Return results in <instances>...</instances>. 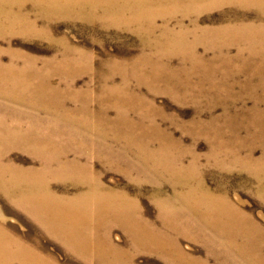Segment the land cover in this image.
Masks as SVG:
<instances>
[{"label": "bare ground", "instance_id": "6f19581e", "mask_svg": "<svg viewBox=\"0 0 264 264\" xmlns=\"http://www.w3.org/2000/svg\"><path fill=\"white\" fill-rule=\"evenodd\" d=\"M27 1L0 0V33H5L6 28L12 32L16 27L20 32L37 33L36 23L22 11V6ZM35 1L39 5L76 2V0ZM77 1L92 3L99 0ZM122 1L127 3L114 4L110 7L106 5L103 6L104 8L99 6L100 8L83 10L79 13L90 18H96L98 15L101 18L110 17L116 24L125 25V28L134 29L138 34L147 37L158 33L159 39L156 44L150 45L146 41L148 46L145 47L154 53L144 55L134 63L133 67L136 70L134 79L137 84L134 86L137 88L134 86L129 88L128 78L124 73L122 83H117L116 74L125 66L114 58H107L103 61L108 65L109 72L100 75L99 88L77 92L72 81L66 79L70 88L60 94L57 89L46 83L36 82L34 86L31 83L33 79L17 68V64L21 62L19 56L14 53L10 65L3 64L0 56V99L18 106L31 104L35 109L37 108L35 104L48 105L43 110L47 109L46 113L49 115L58 113L51 105L61 97L62 100L66 99V102H75L76 106L73 110L68 109L66 104L64 110L72 127L89 130L93 134L118 142L125 140V146L130 151L137 152L139 159L151 173L148 179L156 183L160 180L169 184L172 188V200L180 202L187 213L197 221L201 226L202 234L209 236L208 244L229 249L232 253L236 251L237 256L241 257L238 264H264V227L258 225L253 216L246 214L230 200L225 182H221L216 190H212L207 185L205 175L201 173V169L199 170V157L196 154L193 153L190 165L185 164L184 154L187 152L177 151L180 143L171 135L168 139L167 134L159 127L162 122L159 124L158 121L166 120L167 116L154 102L150 103L140 94V90L147 88L149 94H144L146 97L152 93L157 95L166 92L179 97L187 88L185 96L192 93L202 98L219 95V100L211 104L205 112L210 118L202 117L204 112L200 110L197 113L199 117L190 123L175 126L190 134L194 143L205 140L209 145L208 159L215 160L217 167L227 166V160L230 164L237 165L236 168L255 177L260 183L258 194L264 200V148L261 149L262 156L257 157V146H246L241 137L243 130L248 131L254 126L261 131L264 130L262 123L264 112L257 107L246 110L245 112L250 114V121L244 120V122L233 118L230 114L241 113L249 106L248 101L243 100L241 104L233 101L235 96L233 97L231 93H234L237 87H252L256 78L261 80L259 85L264 87L263 65L259 64V68L254 65L257 69L252 71L246 58L243 60L245 63L241 64L246 65L245 69L249 70L250 78L240 82L241 75H238L237 79L230 82L227 72L219 73L221 69L213 70L211 73L203 70L198 75L193 69H190V72L184 68L177 70L163 62L164 59H170L171 62L179 59L180 65L183 66L187 61H193L194 65L195 63L206 65L209 62L233 64L237 61L235 58L222 61L217 55L212 59L200 57L198 49L201 45L207 47L206 52L213 50L207 45L206 39L221 43L215 48L220 56L230 57L233 50L238 52L239 56L263 55L264 30L256 28L253 24L231 23L205 30L198 24H193V31L188 32L184 23H178L176 26L181 31L172 29L170 21L163 24L156 23V18L172 19V15H168L172 12L169 11L171 8L186 9L188 14L198 11L200 7L222 5H235L245 9L258 8L264 11V0H119ZM137 1L140 2L139 5L135 4ZM143 1L150 4L143 5ZM155 3L167 4L170 7L166 9L167 11L162 10L155 7ZM15 6L20 7L21 11L11 10ZM56 8L58 9L51 12L58 11L62 15L74 12L78 14L73 8L63 6ZM43 12L48 15L50 11L43 10ZM192 33L196 39L188 44L186 38ZM66 45L65 55L60 59L62 60L60 73L66 78V71L70 66L75 65L76 70L71 75L75 80L78 77L80 79L91 75L88 54L74 49L68 43ZM79 62L81 66L78 68ZM238 62L242 61L238 60ZM33 77L38 79L41 76L33 72ZM221 107L223 113L215 115L217 108ZM130 113L137 114L142 118L140 120L153 124L147 127L142 122L135 123L128 118ZM113 114L117 116L115 120L111 119ZM256 120L259 123H255ZM20 124L10 126H20ZM30 124L31 126L25 129L27 133L14 137L16 146L11 149L8 141L12 138H3L0 134V146H4L0 149V190L56 239L65 243L71 249L70 252L83 259L86 264H93L92 262L136 264L137 255L118 246L110 236L105 240L102 238L99 240L87 235L86 231L90 229H101L105 219H108L106 215L109 214L126 233L131 235L129 238L137 248L162 254L164 260H167L166 264H211L213 257L210 255L197 256L182 249L180 243L182 238L195 243L200 238L191 237L194 228L186 224L185 215L174 211L173 202L171 205L169 201L161 202L162 213L156 223L160 228L140 216L138 210L136 213L139 217H134L131 211L135 212L136 206L129 203L131 198L125 192L105 185L101 175H98L90 165L84 163L83 166L80 164L73 166L66 158L69 154L63 149L64 146L51 140V135L45 136L38 132L37 123ZM2 125L0 123V130ZM18 131L20 129L13 128V131L10 129V134ZM150 136L155 138L152 139ZM141 137L142 139H139ZM13 149H26L43 164V167L35 169L16 165L9 159ZM147 170L141 172L146 174ZM54 182L63 184L70 182L71 187L79 188V192L72 196L66 194L67 190L63 192L64 194L58 193L53 189ZM219 257H214L215 264L225 261L224 258ZM224 257L232 256L229 252ZM0 264H59V262L54 257L47 256L39 249L30 247L12 236L5 222L0 220Z\"/></svg>", "mask_w": 264, "mask_h": 264}, {"label": "rangeland", "instance_id": "374dc122", "mask_svg": "<svg viewBox=\"0 0 264 264\" xmlns=\"http://www.w3.org/2000/svg\"><path fill=\"white\" fill-rule=\"evenodd\" d=\"M99 0L96 2H72L67 4L58 5H39L35 0H28L27 3L22 6V11L27 14L30 19L36 23L37 33H24L20 32L16 27V30L9 32L8 28L0 33V56L3 64L10 65L12 54H17L20 58L21 64H17V68L24 71L28 77L33 80L31 83L35 86L36 82L39 84L46 83L50 87L58 90V93L68 91L70 86H67V80L72 81L75 90L77 92L86 91L89 89L95 90L99 88L100 75L102 73H108L106 62L107 58H114L124 65L125 68L120 70L116 74L117 83H122V75L128 78L129 88L136 84L134 79L135 69L134 63L144 55H151L154 53L151 49L146 48V41L150 45L158 42V33L153 36H145L144 34H138L134 29L125 28V25L116 24L112 18L105 17L101 18L99 15L96 18H90V16L79 13L83 10H90L94 8H104L103 6H112L119 4H126L127 2L119 0ZM144 2V1H143ZM144 2L143 5L150 3ZM140 4L139 1L135 3ZM157 4V5H156ZM152 5V4H151ZM57 6L65 8H73L74 13H66L64 15L59 14ZM97 6V7H96ZM100 6V7H99ZM24 7V8H23ZM155 7L166 10L169 5L163 3H155ZM15 9V10H14ZM13 11H21L20 7H12ZM43 10L48 12L44 14ZM167 11V10H166ZM172 19H165L163 17L156 18V23L163 24L166 21H170V27L172 29L177 28L178 23H184L186 31H193L192 25L198 24L200 28L205 29H216L220 26H226L231 23H243L253 24L256 28L264 30V11L258 8H241L235 5H222V6H211L200 7L198 11L186 12V9H169ZM167 13V12H166ZM178 31H181L179 29ZM177 31V32H178ZM262 32V31H261ZM147 40H146V39ZM196 39L194 33L190 34L186 38L188 44L191 40ZM209 48H213L212 51L206 52L207 47L201 45L198 49L199 56L206 59L216 58L219 56L220 60L226 61L228 59L235 58L237 60L233 64H227L223 62L206 63V65L193 64V61H187L183 66L180 65L179 59H174L172 62L170 59H164V64L171 68L182 70L184 68L187 72L193 69L198 75L203 70L221 71L219 73H228V80L233 82L237 79L238 75H241L239 81L245 82L250 78L249 70L245 69L246 65L243 60L246 58L249 60V64L252 67V71L258 68L259 64L264 67V54L258 55H245L239 56L238 52L233 50L230 53V57L220 56L216 53L215 48L220 46L221 43H216L213 40H207ZM66 43L74 47L79 51H84L90 57L89 66L92 70L91 75L84 76L79 79L71 77L76 70V66H70L66 71V78L60 73V63L62 62V56L66 52ZM94 55V56H93ZM215 55V56H214ZM25 59L23 60V58ZM95 60L93 61L92 60ZM241 60L242 62H238ZM84 63V60H82ZM254 62V64L252 63ZM241 64V65H239ZM177 65V66H176ZM81 66L79 62L78 68ZM88 69V68H85ZM243 69L244 71H239ZM83 70V69H82ZM264 70V69H262ZM193 71V72H194ZM33 72L39 73L41 77L35 79ZM209 76V75H208ZM206 76V77H208ZM199 79L198 77H196ZM224 78V77H223ZM253 78V77H251ZM261 80L255 79L254 85L249 88L237 87L234 93V102L248 101V107L243 109L241 113L233 112L230 113L233 118L237 120L250 121V114L245 112L253 108H259L264 112V87L260 86ZM137 85V84H136ZM134 88H137L134 86ZM164 90H167L163 88ZM187 88L183 90L179 97L172 95L171 93H163L149 95L146 97L144 94H149L147 88L140 90V94L144 96L150 103L154 102L159 108H161L164 114L167 116L166 120H159L158 123L162 122L160 127L161 131L166 133L168 139L170 135L173 136L179 143L180 147L177 151H186L185 164L190 165L193 159V153L199 157V170L205 175V181L207 185L212 189L216 190L221 182H225L227 185V196L230 200L246 214L253 216L258 225L264 227V200L258 194V188L260 183L255 177L250 176L244 170L236 168L237 165L230 164L226 158H223L227 162L225 167H217L216 162L213 159H208L209 145L205 140H198L196 143L193 142V138L190 134L183 132L180 128L176 127V124L190 123L195 118L199 117L197 113L201 110L204 112L203 116L205 119L210 118L208 113H205L211 104L219 100V95H214L211 98H202L197 94H187L185 92ZM73 102V101H72ZM66 102V99L62 100V97L55 104L51 105L53 110L58 111L55 115L47 114L46 108L48 105L35 104L37 108H32L31 104L18 106L7 102V100L0 99V123L3 124L0 134L3 138L11 137L8 141L9 149L16 146L14 137L22 135L26 128L30 127V123H37L39 125L36 130L43 135H51V140H55L60 145L64 146L69 156L67 160L71 162L73 166L80 164L83 166L84 163L93 167L98 175H101L102 181L105 185L110 188L125 192L136 206V210L131 211L134 217L142 216L147 221L157 223L160 214L162 213L160 204L161 202L169 201L171 205L173 202L174 211L185 215L184 218L186 224L194 228L192 236H198L200 239L198 242H193L187 238L180 240L182 249L193 255L204 256L205 254L213 257L211 264H215L216 256H220L225 259L221 264H238L241 260L237 256L236 251L229 249H222L221 246H212L207 243L209 236H204L201 232V226L197 221L187 213L185 207L180 202L172 200V188L168 183L158 180L154 182L148 179L151 173L145 168V164L139 159L137 152H132L125 146L124 141H115L106 139L100 135L93 134L89 130L82 128L72 127L71 123L68 122L66 114L64 113L65 104L70 110L75 108V102ZM62 103V104H60ZM233 103V102H231ZM200 104V105H198ZM263 104V105H261ZM59 105V107H58ZM261 105V107H259ZM79 107V105L77 106ZM223 109L217 108L215 115L222 114ZM244 115V116H243ZM117 116L111 117L115 120ZM135 123L142 122L144 125L151 126L153 123L144 122L139 115L130 113L128 116ZM259 123V121H254ZM16 123H21L20 126H10ZM264 123V119L262 121ZM261 125V124H260ZM20 129L17 133L10 134V129ZM9 133V134H7ZM185 133V134H184ZM241 137L244 144L248 147H256L257 157L262 156L261 149L264 148V130H259L257 126L251 129L243 130ZM111 133L109 134V136ZM151 137V136H150ZM152 139L155 137H151ZM139 139H142L139 138ZM155 145V144H153ZM4 146L1 145L0 149ZM192 151V152H191ZM9 159L18 166L23 168H35L40 169L43 164L37 161L34 155L28 153V151L13 149L9 155ZM147 170L146 174L141 171ZM231 168V169H230ZM235 168V169H234ZM72 183L66 184L54 182L52 184L54 191L64 194L67 190L68 195H75L79 192V188L71 187ZM162 194V195H158ZM140 211L139 215L136 211ZM105 222L102 224L101 229L86 231L89 237L93 239H103L110 236L112 241L118 246L129 250L134 255H137L136 264H166L167 260H164V256L157 252L150 250H140L131 241V235L126 233L123 228L113 219L110 215H106ZM0 220L5 222L8 232L25 242L30 247L39 249L45 255L54 257L59 264H86L85 261L72 252L65 243L56 239L50 232L43 228L30 214L26 213L14 203H12L2 190H0ZM157 227L160 228L158 224ZM196 228V229H195ZM130 237V238H129ZM198 237H195L198 238ZM133 239V238H132ZM212 243H214L212 241ZM230 252V258H226ZM236 255V256H235ZM219 257V258H220ZM221 260V259H220ZM217 262H219L217 260ZM93 264H96L92 262Z\"/></svg>", "mask_w": 264, "mask_h": 264}]
</instances>
